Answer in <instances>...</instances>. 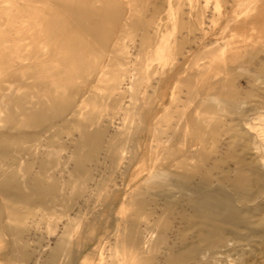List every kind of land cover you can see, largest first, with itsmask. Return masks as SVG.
<instances>
[{"label":"bare ground","instance_id":"bare-ground-1","mask_svg":"<svg viewBox=\"0 0 264 264\" xmlns=\"http://www.w3.org/2000/svg\"><path fill=\"white\" fill-rule=\"evenodd\" d=\"M7 246L264 264V0H0Z\"/></svg>","mask_w":264,"mask_h":264},{"label":"rangeland","instance_id":"rangeland-1","mask_svg":"<svg viewBox=\"0 0 264 264\" xmlns=\"http://www.w3.org/2000/svg\"><path fill=\"white\" fill-rule=\"evenodd\" d=\"M118 205V204H117ZM117 205H116V207H117ZM3 216H5V215H3ZM102 221V220H101ZM99 226H100V229H99V232H98V235L96 236V238L95 239H93V240H88L87 242H86V249L82 252V254H81V256L86 252V250H89V251H91L96 245H97V243H98V238H99V235L103 232V222H100L99 223ZM41 232V231H40ZM33 235V236H32ZM29 237V238H35V240L37 239V238H39V234H38V236H35L34 235V233H31L30 235H26V237ZM32 236V237H31ZM35 236V237H34ZM7 238H8V240L6 239V242L8 243V244H11V237H8V236H6ZM5 237V238H6ZM37 237V238H36ZM5 249L7 250L8 249V251H7V253H6V251H5ZM10 246H7V247H4V249H2L1 251H0V259L2 260V259H4L5 260V258L8 256L9 257V253H10ZM88 251V252H89ZM4 260H2V261H4ZM31 264H32V262H30ZM5 264H8V263H6L5 262Z\"/></svg>","mask_w":264,"mask_h":264}]
</instances>
